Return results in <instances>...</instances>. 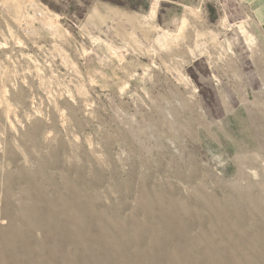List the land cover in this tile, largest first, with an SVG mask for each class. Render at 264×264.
<instances>
[{"label":"rangeland","instance_id":"374dc122","mask_svg":"<svg viewBox=\"0 0 264 264\" xmlns=\"http://www.w3.org/2000/svg\"><path fill=\"white\" fill-rule=\"evenodd\" d=\"M246 0H0V264H264V30Z\"/></svg>","mask_w":264,"mask_h":264},{"label":"crops","instance_id":"0c3cea01","mask_svg":"<svg viewBox=\"0 0 264 264\" xmlns=\"http://www.w3.org/2000/svg\"><path fill=\"white\" fill-rule=\"evenodd\" d=\"M251 6L254 26L257 30H264V0H246Z\"/></svg>","mask_w":264,"mask_h":264}]
</instances>
